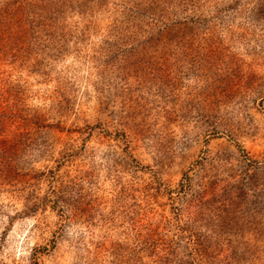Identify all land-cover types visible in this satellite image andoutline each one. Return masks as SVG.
Listing matches in <instances>:
<instances>
[{
  "label": "rangeland",
  "instance_id": "1",
  "mask_svg": "<svg viewBox=\"0 0 264 264\" xmlns=\"http://www.w3.org/2000/svg\"><path fill=\"white\" fill-rule=\"evenodd\" d=\"M0 264H264V0H0Z\"/></svg>",
  "mask_w": 264,
  "mask_h": 264
}]
</instances>
